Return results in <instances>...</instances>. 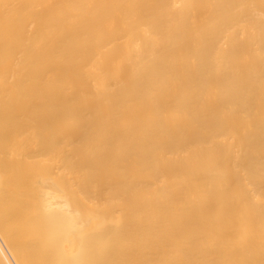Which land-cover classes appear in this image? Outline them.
Returning a JSON list of instances; mask_svg holds the SVG:
<instances>
[{
	"label": "bare ground",
	"instance_id": "bare-ground-1",
	"mask_svg": "<svg viewBox=\"0 0 264 264\" xmlns=\"http://www.w3.org/2000/svg\"><path fill=\"white\" fill-rule=\"evenodd\" d=\"M0 264H264V0H0Z\"/></svg>",
	"mask_w": 264,
	"mask_h": 264
}]
</instances>
